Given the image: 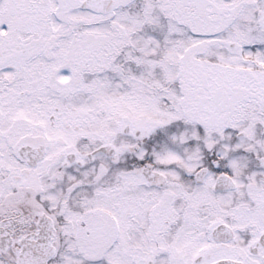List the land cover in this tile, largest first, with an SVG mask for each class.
Wrapping results in <instances>:
<instances>
[{"label":"snow or ice","instance_id":"6c2138e0","mask_svg":"<svg viewBox=\"0 0 264 264\" xmlns=\"http://www.w3.org/2000/svg\"><path fill=\"white\" fill-rule=\"evenodd\" d=\"M0 264H264V0H0Z\"/></svg>","mask_w":264,"mask_h":264}]
</instances>
